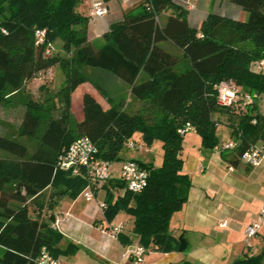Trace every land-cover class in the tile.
Segmentation results:
<instances>
[{"label": "trees", "instance_id": "obj_1", "mask_svg": "<svg viewBox=\"0 0 264 264\" xmlns=\"http://www.w3.org/2000/svg\"><path fill=\"white\" fill-rule=\"evenodd\" d=\"M82 1L0 0V108L12 95L25 107L20 125L0 134V149L11 154L0 157V264H36L42 247L54 257L75 252L72 242L58 246L63 236L48 220L55 196L75 197L89 182L84 169L72 173L58 166L62 150L77 136H88L97 155L111 161L123 158L119 153L135 132L147 144L160 140L161 164L141 162L148 170L141 191L127 190L119 179L92 184L106 190V217L122 210L133 218L130 236L119 231L117 239L124 244L135 239L146 251L159 252L185 246L183 237L168 227L192 185L182 169L183 134L178 129L189 122L201 144L212 148L219 143L218 115L226 113L235 145L221 150V156L233 167L250 147L264 145V113L256 99L245 107L240 99L233 105L218 103V84L225 80L239 86L241 94L264 92V65L252 67L264 60V0H231L247 12L245 19L210 12L198 28L188 24L186 7L173 0H143L126 9L97 45L88 40ZM167 10L170 14L162 18ZM37 30L43 31L39 43ZM54 41H60L64 55L46 52ZM56 64L66 70L65 83L58 105L54 101L47 109L54 107L59 114L43 120L42 103L20 89L28 81L45 84L50 76L41 81L37 76ZM83 66L112 72L131 97L147 105L133 112L107 95L104 108L86 91L74 135L69 128L71 94L88 81ZM121 188L112 200V189ZM231 264H264V248L246 250Z\"/></svg>", "mask_w": 264, "mask_h": 264}, {"label": "crops", "instance_id": "obj_2", "mask_svg": "<svg viewBox=\"0 0 264 264\" xmlns=\"http://www.w3.org/2000/svg\"><path fill=\"white\" fill-rule=\"evenodd\" d=\"M93 1L83 0L79 8L88 17V40L97 45L94 43L95 40H100L99 43H101L103 33L112 23L122 18L126 9L143 0H102L107 11L100 16H90L89 10ZM189 3L191 5L186 8L187 21L191 27L195 28L199 27L201 21L210 12L232 19L247 17V12L231 0H189ZM170 12L171 10L164 12L162 18ZM116 78L118 81L117 79H111V81L120 84L124 89L125 83L118 77ZM84 92L86 91H82L81 95ZM92 92L90 90L93 95ZM95 98L104 108L109 106L108 104L104 106L100 99ZM73 100L74 92L71 94V109L74 105ZM80 114L82 117V105ZM228 117L227 115L226 118L229 119ZM230 121L222 122L218 119L216 127V132L220 127V134L217 135L218 144L231 138ZM9 126L13 127V125ZM190 131L198 134L194 128ZM196 141L199 144L198 154L203 149L221 153V149L217 147L218 144L212 148L205 147L201 144L199 135ZM220 155L215 163L210 158L201 159L197 154L195 159L193 157V159L184 160L182 169L191 176L192 185L188 191L187 201L180 210L171 215L168 227L171 233L183 237L185 246L181 250L171 252L148 249L144 252L143 261L140 264H177L184 260L194 264H231L246 250L253 253L258 252L254 244L250 249L244 248L243 230L245 225L255 218L261 207H264V199H258L256 207L244 206L242 210L243 203L246 201L250 205L252 198L250 199V196L242 193L243 189H240L245 186L244 179L231 176L233 166L226 164L225 172L218 171L220 167H224V163L220 161L222 160ZM134 160L143 162L139 159ZM113 165L117 169L120 162L113 163ZM246 167L251 168L252 166L246 165ZM242 174L243 172H240V176ZM217 180L220 185L227 186L228 189H221ZM121 192L122 189H112V200ZM93 193L94 197L91 200H85L80 194L75 197L66 194L55 196L51 210L52 218L48 221L51 226L56 218L60 219L57 222V231L62 234L63 238L58 246L65 248L68 242L76 245V250L71 255L57 256L59 264H134L129 252L137 245L136 240L133 239L132 242L124 244L117 239V236L110 233L111 226L121 223L123 225L121 232L130 236L133 218L123 211H118L110 218L106 217L104 209L99 206L101 202L106 203V190L98 186L97 189H93ZM241 211L243 213L239 214ZM221 222H225V225H220ZM260 230L253 241L260 239L262 235Z\"/></svg>", "mask_w": 264, "mask_h": 264}, {"label": "rangeland", "instance_id": "obj_3", "mask_svg": "<svg viewBox=\"0 0 264 264\" xmlns=\"http://www.w3.org/2000/svg\"><path fill=\"white\" fill-rule=\"evenodd\" d=\"M100 40H95V44H99ZM55 52H57L60 55H64L65 53L61 49V43L54 41L53 42ZM82 71L84 74L87 76L88 81H85L82 84H79L76 89H74V105L71 109L70 106V122H69V128L71 132L74 135L75 134V124L78 122V120L81 117L80 114V109H81V93L82 91H93V95L97 97L98 99L101 100L102 104L104 106H107V95L112 97L116 101H121L123 102L124 106L126 107V110L129 111H140L142 108H144L147 104L144 103L143 101L137 100L133 97H131L128 94V88L123 89L120 84H117L111 79H117L116 75H114L112 72L98 68V67H90V66H83ZM65 75H66V70L62 67H60L58 64L54 65L51 67V74L50 78L47 79L45 84L42 86L38 84L36 81H28L24 82L22 85V88L20 89V92L23 94L29 95L33 100L38 101L39 103H42V106L44 107L40 113L41 117L43 120H45L48 115H58L59 110L55 109V105H58V100L60 93L59 90L60 88L64 85L65 83ZM118 81V79L116 80ZM228 83H233L230 81H226ZM234 84V83H233ZM98 87L103 89L106 94L100 92L98 90ZM241 89V88H240ZM247 93V92H246ZM255 94V99L256 103L258 104V110L262 113H264V92L261 94ZM77 99H79L77 101ZM21 98L12 95L9 97L8 101H5L4 104L0 108V134H8L9 130L11 129L9 125H13V127H18L21 123V119L25 110V107L23 104L20 103ZM54 107H51L47 109V107L52 103H54ZM50 107V106H49ZM227 114L221 113L218 115V119L221 120L222 122H226ZM220 127H218L217 135L220 134L219 131ZM226 135V134H225ZM197 137L198 134L195 132H186L183 135V148H182V156L184 160H189V159H195L196 154L199 155L204 159H209L212 162H217V158L219 157L218 152H212L207 149H203L199 154H198V149H199V144L197 143ZM132 140L135 141L137 145L140 147L136 148H122L120 151V157H123L121 160H114L112 161L113 163H119L126 159L134 158V159H139L145 163L146 161H149L154 166H159L162 162V147H161V142L157 138H154L152 142L149 144L145 143L142 138L140 137L139 133L135 132L133 137L131 138ZM142 145V146H141ZM261 145V143H259ZM262 152H264V148H262ZM225 153V152H223ZM11 154L4 150L0 149V157H8ZM220 158L222 160H220ZM219 160L221 163H224V167L218 169L219 172H225V166H226V161L223 158V156L220 155ZM225 161V162H223ZM228 165V164H227ZM224 170V171H223ZM240 172H243L242 176H240ZM231 176L237 179H244V187L240 188L243 189L242 193L245 195L250 196V199L252 198V203L249 205L246 203H243V206H250L251 208H254L258 204V199H264V158H262L261 163L257 167H251L247 168L246 164L243 162V160L239 163L238 167H234L233 171L230 173ZM219 177V176H218ZM219 180V178H218ZM217 180V183L219 184L220 182ZM221 189H228L227 186L220 185ZM98 188V187H97ZM122 189V188H121ZM120 189V190H121ZM230 189V188H229ZM123 190V189H122ZM250 203V202H248ZM239 204V203H238ZM243 210V209H242ZM122 211V210H121ZM239 209L237 210V212ZM243 212L241 211L239 214H242ZM260 233L262 234L259 240L253 241V238L250 240V243L258 249L257 251H260L262 248H264V226H262ZM253 242V243H252Z\"/></svg>", "mask_w": 264, "mask_h": 264}, {"label": "built area", "instance_id": "obj_4", "mask_svg": "<svg viewBox=\"0 0 264 264\" xmlns=\"http://www.w3.org/2000/svg\"><path fill=\"white\" fill-rule=\"evenodd\" d=\"M175 3L188 8L191 4L189 0H173ZM107 11V8L102 0H94L89 10L90 16H100ZM36 43L43 41V31L37 30L35 32ZM54 45L49 44L46 49L47 53L55 52ZM264 65V60H259L252 64L255 70H260ZM51 74V67L46 69L43 73L37 76V81H41L44 77H48ZM254 93L241 94L239 86L221 81L218 84V103L220 105H233L239 103L245 107L254 101ZM193 129V126L187 122L185 125L178 129V132L184 134ZM235 145L232 139L222 142L217 145L221 150L231 149ZM142 146V145H141ZM126 148L140 147L134 140L129 139L125 142ZM264 145H255L246 150L242 155L243 162L248 166H257L260 164L262 158H264V152H262ZM98 150L92 140L86 135H80L75 137L70 144L64 148L58 157V166L62 169L71 170L72 173H77L80 169H84L88 176V184L81 190L80 195L85 200H91L94 197L92 184L101 183L110 179H119L124 188L132 192H139L145 186L148 170L147 168L134 159H124L120 166L116 169L111 160L101 158L97 155ZM116 172V176H115ZM99 206L105 209L106 203L101 202ZM59 218L55 219V222L51 227L57 230V222ZM220 225L224 226L225 222H221ZM264 226V207H261L255 218L245 225L243 230V246L250 249L252 244L250 240L256 237L260 228ZM123 225L121 223L110 227V233L117 236V233L121 231ZM145 247L140 244L135 245L130 249L129 254L132 257L134 264H140L143 261V254ZM36 264H59L57 257H54L45 247L41 248L40 253L35 259Z\"/></svg>", "mask_w": 264, "mask_h": 264}]
</instances>
